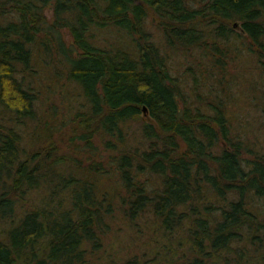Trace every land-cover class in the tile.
<instances>
[{
    "label": "trees",
    "instance_id": "trees-1",
    "mask_svg": "<svg viewBox=\"0 0 264 264\" xmlns=\"http://www.w3.org/2000/svg\"><path fill=\"white\" fill-rule=\"evenodd\" d=\"M52 78L84 99L68 120ZM240 83L264 104V0H0V264H97L118 218L167 238L152 264H264V138L228 112Z\"/></svg>",
    "mask_w": 264,
    "mask_h": 264
},
{
    "label": "rangeland",
    "instance_id": "rangeland-1",
    "mask_svg": "<svg viewBox=\"0 0 264 264\" xmlns=\"http://www.w3.org/2000/svg\"><path fill=\"white\" fill-rule=\"evenodd\" d=\"M234 24L238 25L235 28V30L240 31V22L235 21ZM154 30V29H153ZM241 32V31H240ZM247 53V52H246ZM177 56V54H176ZM172 61H174L172 59ZM175 66V73L178 72L179 69H177V63H173ZM183 70V68H181ZM246 75L250 77H255L254 72H244L243 80L245 81ZM191 76V75H190ZM230 76V75H229ZM228 76V77H229ZM190 78L187 80V82H190ZM49 82V87L46 86V84ZM45 84V81H43V84L41 86V95L46 98L52 99V101L49 104H45L47 108L50 106V108H55L54 110L58 113V118H64L70 117L72 112V107L70 108V103L76 102L77 105L80 102L79 100L83 101L84 99L81 97H77L74 86L67 85L62 90L61 84H58V81L53 80V78L50 80L48 79ZM240 91L237 92V95H240L239 98H241L239 101L235 102H229V114L235 119L234 123L239 125L241 124V119L245 120V125H249L248 127V133L253 138H264V115L261 116L260 108L264 105L261 104L260 107L254 106L249 102V96L252 88L245 83H240ZM61 88V90H60ZM76 91V92H75ZM187 95L188 99H192L193 97V91L191 88L187 89ZM189 93V94H188ZM259 97L262 99V94L259 91ZM79 99V100H78ZM76 105V106H77ZM259 106V105H258ZM5 114V112H3ZM9 115H6L8 117ZM143 116V121H135L131 122L127 126L128 131V145H141L143 138H142V124L145 121H151L148 113L145 111V114ZM29 128L26 130L27 137L29 136ZM99 144V143H98ZM99 147L102 148V144H99ZM99 158L101 156H98ZM105 159L107 160V157L104 155ZM113 179L114 180L117 176L116 173H113ZM119 178V174H118ZM144 177L143 179H145ZM109 178H102L100 183H102L103 189L106 191L112 192L114 188V182H111ZM153 183H155L154 179L152 180ZM38 198L36 200H39L41 197V194L38 193ZM118 222H114L113 225H111L109 228H107V231L102 234V242L103 247L101 250H99L95 254V260L97 264H129L131 261L134 262L135 260L137 263L134 264H152L153 260L156 259L158 256H160V253L157 251V248L160 249L162 245H164L163 239H167L166 237L161 239L159 238L157 232V228H154V224L147 220L145 222V225L143 226V223L139 224V229L136 226L128 225L125 219L121 221V218L117 219ZM146 220V219H145ZM144 228H143V227ZM7 227V223L3 222V224H0V233L4 231V229ZM142 227V228H141ZM153 227V228H152ZM158 236V237H157ZM174 237H178V235H174ZM0 235V239H1ZM154 238V239H153ZM159 239V242H162L161 245H155L154 240ZM182 239H186V235L184 234L182 236ZM161 250V249H160ZM157 251V252H156ZM178 254L175 255L176 260H180L183 258L184 249L180 248L177 251ZM162 254H167L166 250L163 251ZM181 261V260H180Z\"/></svg>",
    "mask_w": 264,
    "mask_h": 264
},
{
    "label": "water",
    "instance_id": "water-1",
    "mask_svg": "<svg viewBox=\"0 0 264 264\" xmlns=\"http://www.w3.org/2000/svg\"><path fill=\"white\" fill-rule=\"evenodd\" d=\"M236 24H237V23H236ZM146 109H147V108H146V107H144V111H146Z\"/></svg>",
    "mask_w": 264,
    "mask_h": 264
},
{
    "label": "bare ground",
    "instance_id": "bare-ground-1",
    "mask_svg": "<svg viewBox=\"0 0 264 264\" xmlns=\"http://www.w3.org/2000/svg\"><path fill=\"white\" fill-rule=\"evenodd\" d=\"M235 26H237L236 24H234Z\"/></svg>",
    "mask_w": 264,
    "mask_h": 264
}]
</instances>
